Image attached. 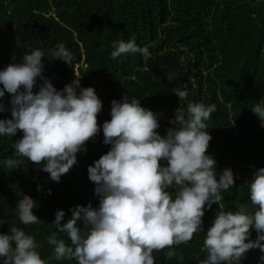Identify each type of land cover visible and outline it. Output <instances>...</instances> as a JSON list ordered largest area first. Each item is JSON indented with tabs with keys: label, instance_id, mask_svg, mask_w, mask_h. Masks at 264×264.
<instances>
[{
	"label": "trees",
	"instance_id": "16d2710c",
	"mask_svg": "<svg viewBox=\"0 0 264 264\" xmlns=\"http://www.w3.org/2000/svg\"><path fill=\"white\" fill-rule=\"evenodd\" d=\"M131 38L147 47L150 57L125 54L113 59V42ZM60 43L73 54L68 64L49 55ZM37 48L45 52L42 75L57 90L78 82L77 93L95 90L102 101L98 127L110 119L111 101L124 96L157 114L156 131L162 137L174 127L176 116L187 114L188 103L216 105L207 121L212 138L206 154L215 160L217 173L230 168L235 183L218 205L205 211L201 233L176 246L183 261L168 260L167 248L152 253L155 264H199L205 259L204 233L216 212L235 211L240 205L252 211L248 185L253 173L264 168V121L251 111L256 103L264 104V0H0V70ZM173 88L187 96L178 98ZM10 99L8 93L0 97L5 108L0 119L11 118ZM163 112L170 121L161 119ZM21 137L19 130L13 137H0V161L14 157L12 144ZM102 141V131L89 139L58 183L27 158L19 157L21 163L13 170L0 163V234L21 228L34 237L48 264H76L50 259L53 249L47 238L56 233L69 242L52 225L57 210L67 220L76 206L97 207L86 169L109 150ZM23 195L36 202L32 211L40 222L20 223L15 205ZM249 238L256 239L254 230ZM262 255L259 249L248 250L240 264H264Z\"/></svg>",
	"mask_w": 264,
	"mask_h": 264
},
{
	"label": "clouds",
	"instance_id": "9594fccd",
	"mask_svg": "<svg viewBox=\"0 0 264 264\" xmlns=\"http://www.w3.org/2000/svg\"><path fill=\"white\" fill-rule=\"evenodd\" d=\"M112 47L113 59L151 55L135 38L114 41ZM49 55L66 64L73 59L63 43ZM44 56V51L33 49L21 62L0 70V97L5 93L11 97V118L0 119V137L22 132L12 144L15 158L5 157L0 163L13 170L21 163L19 157L27 158L58 183L98 132L102 131V143L110 146L86 169L95 185L97 207L76 206L67 220L63 210L55 212L52 225L69 242L56 233L49 235L50 259L75 260L76 264H155L153 251L167 248L168 260L183 261L176 246L201 233L205 211L218 205L222 193L235 183L232 170L217 173L215 160L206 154L212 138L207 121L216 105L188 103L187 114L176 116L174 127L162 137L156 131L160 127L157 114L142 107L140 100L124 96L120 102L111 101L110 119L98 127L102 101L95 90L87 87L77 93L79 82L57 90L42 75ZM172 91L178 98L187 96L181 88ZM251 111L264 121V104L256 103ZM248 191L252 211L240 205L235 211L216 212L204 233L205 259L199 264H240L248 250L264 253V168L253 173ZM15 207L21 224L40 222L32 211L37 204L29 196L23 195ZM251 230L256 232L255 240L249 238ZM39 247L32 235L11 227L0 234V264H48Z\"/></svg>",
	"mask_w": 264,
	"mask_h": 264
},
{
	"label": "rangeland",
	"instance_id": "374dc122",
	"mask_svg": "<svg viewBox=\"0 0 264 264\" xmlns=\"http://www.w3.org/2000/svg\"><path fill=\"white\" fill-rule=\"evenodd\" d=\"M184 58H185V55H183V57H182V61L184 60ZM177 112H179V109L177 108V110H176ZM161 119H164V121H170V120H168L166 117H165V113L163 112V113H161Z\"/></svg>",
	"mask_w": 264,
	"mask_h": 264
}]
</instances>
